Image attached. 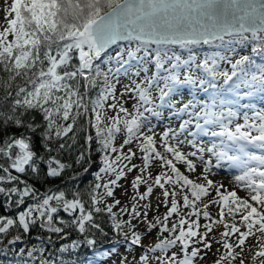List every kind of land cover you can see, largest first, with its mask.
<instances>
[{
    "label": "snow or ice",
    "instance_id": "obj_1",
    "mask_svg": "<svg viewBox=\"0 0 264 264\" xmlns=\"http://www.w3.org/2000/svg\"><path fill=\"white\" fill-rule=\"evenodd\" d=\"M3 4L0 264H264V0Z\"/></svg>",
    "mask_w": 264,
    "mask_h": 264
},
{
    "label": "rangeland",
    "instance_id": "obj_2",
    "mask_svg": "<svg viewBox=\"0 0 264 264\" xmlns=\"http://www.w3.org/2000/svg\"><path fill=\"white\" fill-rule=\"evenodd\" d=\"M3 7H4L3 0H0V18L3 17V11H2ZM121 183H124L125 186H127V181H121ZM121 192H122V190H120V189L117 190V192H116L117 197L120 198V199L122 200L123 203H127V198H126V197H123V196L121 195ZM240 194H241V193H240ZM241 195H243V194H241ZM160 211H161V213H162V212L164 211V209L161 208ZM150 215H151V214H150ZM105 246H107V245H105ZM120 252H121V253L123 252V248L120 249ZM89 259H91V257H89ZM113 260H116V261H117V264H118L119 257H118V256H117V257H113ZM209 260H211V257H209ZM107 264H111V261L107 262ZM249 264H251V262H250V257H249Z\"/></svg>",
    "mask_w": 264,
    "mask_h": 264
},
{
    "label": "trees",
    "instance_id": "obj_3",
    "mask_svg": "<svg viewBox=\"0 0 264 264\" xmlns=\"http://www.w3.org/2000/svg\"><path fill=\"white\" fill-rule=\"evenodd\" d=\"M95 159V158H94ZM81 171H82V169H81ZM54 183H59V181H55ZM0 214H3V210L2 209H0ZM105 245H107V242H105ZM85 255H86V250H81V255H80V257H79V260H84V258H85Z\"/></svg>",
    "mask_w": 264,
    "mask_h": 264
},
{
    "label": "bare ground",
    "instance_id": "obj_4",
    "mask_svg": "<svg viewBox=\"0 0 264 264\" xmlns=\"http://www.w3.org/2000/svg\"><path fill=\"white\" fill-rule=\"evenodd\" d=\"M216 179H221V177L218 176V177H216ZM223 183L225 184L226 187H228L229 189H231L232 186L229 184L228 177H223ZM241 194H243V193H241Z\"/></svg>",
    "mask_w": 264,
    "mask_h": 264
}]
</instances>
